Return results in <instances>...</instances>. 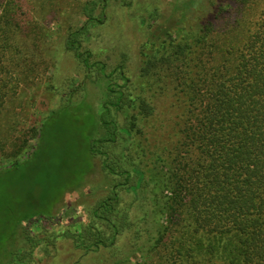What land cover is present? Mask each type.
<instances>
[{
	"label": "trees",
	"instance_id": "obj_1",
	"mask_svg": "<svg viewBox=\"0 0 264 264\" xmlns=\"http://www.w3.org/2000/svg\"><path fill=\"white\" fill-rule=\"evenodd\" d=\"M247 2L202 1V19L188 38L178 41L169 30L164 34L165 51L181 52L211 42L208 37L214 30L222 42L232 34L241 42L249 37L243 46L229 43L222 48L225 55L240 61L246 76L223 71L229 66L224 59L226 65L221 63L214 77H199L202 109L196 115L187 112L180 128H174L177 138L171 147L160 145L150 155L137 136L141 115L132 112L128 77L122 73L120 83L106 72L105 63L92 61L91 52L82 50L83 29L69 34L65 45L74 53L79 72L66 76L60 104L46 123L83 97L88 81L108 79L101 96L103 110L95 114L96 127L87 147L91 161L100 164L105 186L88 208L76 213L83 217L79 227L72 224L60 233H49L57 217L48 212L12 220L19 230L13 228L11 235L15 238L20 231V238L8 250L0 229V264H42L35 250L46 243L50 255L61 236L85 255L108 249L115 256L112 264H264V19L261 30L249 36L238 27L239 13V21L233 20L238 23L230 26L227 20L229 9L239 6V11ZM195 3L182 5L185 18ZM97 7L96 1L85 6L87 23L106 18L96 15ZM7 21L6 9L1 7L0 107L5 102L8 56L13 53L5 36ZM219 71L220 77H215ZM194 100L198 97L190 103ZM44 128L39 131L42 142ZM41 147L32 152L34 158ZM29 158L0 166V177L15 174ZM140 196L145 206L152 207L151 217L137 215ZM36 221L44 227L42 237L33 228Z\"/></svg>",
	"mask_w": 264,
	"mask_h": 264
},
{
	"label": "rangeland",
	"instance_id": "obj_2",
	"mask_svg": "<svg viewBox=\"0 0 264 264\" xmlns=\"http://www.w3.org/2000/svg\"><path fill=\"white\" fill-rule=\"evenodd\" d=\"M94 1L98 2L96 15L106 18L87 23L85 6ZM186 1L191 0H0L8 18L5 36L13 51L8 56L5 102L0 107V166L31 159L15 174L0 177V229L8 250L20 238V231L16 240L11 235L13 228L19 230L12 220L48 212L57 217L49 233H60L72 224L79 227L83 217L76 213L88 208L105 186L100 164L91 161L87 147L96 127L95 114L103 110L101 96L108 79L88 81L84 96L59 110L54 122L46 123L60 104L66 76L79 72L74 53L65 45L71 32L83 29L82 50L91 52L92 61L105 63L111 77L121 79L122 73L128 77L135 105L132 112L141 115L137 136L147 155L160 145L171 147L177 138L174 128H180L187 112L196 115L202 109L199 77H214L218 66L226 65L224 59L229 66H222L223 71L246 76L240 61L225 55L222 48L229 43L243 46L249 37L241 42L232 34L222 42L214 30L208 37L211 42L183 52L165 51L167 30L184 41L202 19L201 2L206 0H194L185 18L182 5ZM237 8L229 9L228 25L238 23L233 20L239 21V13L238 27L247 36L259 32L264 0H250L241 10ZM219 75L220 71L215 77ZM227 75L231 77L230 72ZM194 97L198 100L191 104ZM42 126L46 128L43 142L39 138ZM41 144L34 158L32 152ZM148 192L154 201L153 192ZM137 208L139 217L152 216V207L145 206L141 196ZM40 223L36 221L33 228L42 237ZM35 255L42 264H112L115 258L108 249L85 255L63 236L50 255L46 243Z\"/></svg>",
	"mask_w": 264,
	"mask_h": 264
}]
</instances>
